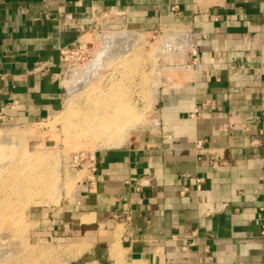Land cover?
I'll use <instances>...</instances> for the list:
<instances>
[{"label": "crops", "instance_id": "obj_1", "mask_svg": "<svg viewBox=\"0 0 264 264\" xmlns=\"http://www.w3.org/2000/svg\"><path fill=\"white\" fill-rule=\"evenodd\" d=\"M107 16L189 47L158 57L146 124L94 151L90 182L28 204L31 238L60 264H264V0H0V124L61 110L59 51Z\"/></svg>", "mask_w": 264, "mask_h": 264}, {"label": "rangeland", "instance_id": "obj_2", "mask_svg": "<svg viewBox=\"0 0 264 264\" xmlns=\"http://www.w3.org/2000/svg\"><path fill=\"white\" fill-rule=\"evenodd\" d=\"M116 33L123 32L110 16L87 33L86 58L66 74L64 105L44 124L19 128L0 124V264H60L61 249L31 238L25 214L28 204L34 200L57 203L62 189L66 195L76 193L81 181L90 176L85 159L72 166L76 155L83 153L88 158L96 149L116 145L130 130L146 124L152 104L150 82L158 59L155 50L163 33L139 32L126 55L113 59ZM101 34L106 36L104 47ZM97 56L100 71L80 83L84 66ZM122 106L130 113L121 114V120L128 122L121 126L125 132L113 130L110 136L114 139L97 141V133L92 136L88 130ZM119 134L123 137L116 140ZM115 257L121 263L119 254Z\"/></svg>", "mask_w": 264, "mask_h": 264}, {"label": "bare ground", "instance_id": "obj_3", "mask_svg": "<svg viewBox=\"0 0 264 264\" xmlns=\"http://www.w3.org/2000/svg\"><path fill=\"white\" fill-rule=\"evenodd\" d=\"M121 32L123 33H120L121 35L118 36L119 34H115L113 37V44H115L113 46V50H112V54H111V57L110 58H122L123 56L126 55V53L130 50V48L132 47V45L138 40V38L140 37L139 33L138 32H135L133 30H128V29H122ZM171 37H174L173 36H163L161 37V40H159V43L157 45V48H156V57H161V56H175L177 54H182V55H186V52H187V49L189 46H187V41L186 39L183 37L182 39V42H183V46L180 47V45L178 44H173V39ZM104 39H106V36L104 34H101L100 35V39L99 41L101 42V45L104 47L105 44H104ZM167 42V44H163V42ZM102 48V47H101ZM101 51V50H99ZM100 53V52H99ZM101 56V55H100ZM100 56H97L96 58V61L95 62H91V63H87L84 68H83V73H82V78L80 79V83H84L87 81V79L89 78V76L93 73L97 74L99 71H100V66H99V58ZM103 59V58H102ZM104 60V59H103ZM125 105V104H124ZM115 108V107H114ZM123 106L120 108L122 109ZM119 109V108H118ZM112 111H115V110H112ZM122 110H120L119 112H116L115 114H110V116H107L106 115L104 116V118L99 121L97 124L94 123L93 121L89 122V124H92L94 123V125H96V127L94 125H92L93 128H91L90 130L88 131H93L92 132V136H94V131L95 133H97L95 135L96 140L97 141H107V140H111V139H114L112 136H110L111 132L114 130L116 131V133L118 134V132H120V134H122L121 132L124 131V129L122 130L123 126L122 124H125L127 122H125V120H121V117L123 118V115L121 116V114L123 112H121ZM108 115V113H107ZM112 116V117H111ZM86 118V117H85ZM108 118V119H106ZM111 118V120H110ZM114 121H113V119ZM84 119V118H83ZM98 119V118H97ZM121 120V121H120ZM97 121V120H96ZM113 121V122H112ZM128 121H131V120H128ZM83 122H85V120H83ZM125 122V123H124ZM132 122V121H131ZM130 122V123H131ZM128 123V122H127ZM87 126V125H86ZM122 126V128H121ZM127 126V124L125 125ZM126 128V127H124ZM88 129V128H86ZM128 128H126V131H127ZM122 130V131H121ZM84 131V130H83ZM86 131V133L88 132ZM125 132V131H124ZM91 133V132H90ZM113 133V132H112ZM89 134V133H88ZM116 134V135H117ZM119 136H115V139L117 140L118 138L120 139V135ZM8 135V133L6 134ZM91 135V134H90ZM9 137V136H7ZM6 137V139H7ZM123 137V135L121 136V138ZM4 138V137H3ZM5 139V140H6ZM1 140V139H0ZM3 140V139H2ZM15 140V139H14ZM12 140V141H14ZM122 140V139H121ZM123 141V140H122ZM121 141V142H122ZM15 142V141H14ZM120 142V143H121ZM99 144V143H98ZM112 145V144H111ZM3 146H6V144H4ZM10 147V145H9ZM82 186V184H81ZM74 191V190H73ZM54 195V194H53ZM53 198V197H52ZM120 252V251H119Z\"/></svg>", "mask_w": 264, "mask_h": 264}, {"label": "built area", "instance_id": "obj_4", "mask_svg": "<svg viewBox=\"0 0 264 264\" xmlns=\"http://www.w3.org/2000/svg\"><path fill=\"white\" fill-rule=\"evenodd\" d=\"M103 20V19H102ZM97 22H94L91 26H89L84 32L87 34L94 26H96ZM87 44L88 42L86 40H78L76 42H73L72 44L65 46L60 49L59 51V60L63 62L66 67H67V73L70 72L72 69V66H75L77 63L82 62L86 58V54L88 53L87 51ZM193 56V62H195V52L191 54ZM73 59V63L70 62V60ZM197 114V110L193 112V114ZM256 145L260 146L261 148H264V111L261 113V118H260V131L258 138L255 141H252ZM201 142L198 141L196 143V146H200ZM79 159V161L86 160V167L88 168V171L90 173V176L86 178L87 181H91L92 174L95 171V165H94V154L89 155L88 158L83 154L80 153L76 155L73 158V164L72 166H77L78 163L76 162ZM83 164H80V166L83 168ZM201 179H197V182H200ZM81 184H85V181L83 180ZM258 217L260 220H264V211L261 210V212L258 214Z\"/></svg>", "mask_w": 264, "mask_h": 264}]
</instances>
